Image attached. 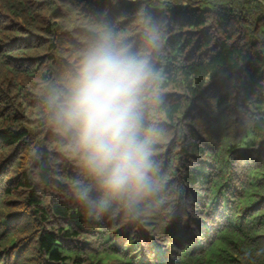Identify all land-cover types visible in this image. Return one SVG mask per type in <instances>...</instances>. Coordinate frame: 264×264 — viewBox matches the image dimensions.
I'll use <instances>...</instances> for the list:
<instances>
[{
    "label": "trees",
    "instance_id": "16d2710c",
    "mask_svg": "<svg viewBox=\"0 0 264 264\" xmlns=\"http://www.w3.org/2000/svg\"><path fill=\"white\" fill-rule=\"evenodd\" d=\"M102 26L161 102L157 194L104 214L45 104ZM263 27L261 0H0V264H264Z\"/></svg>",
    "mask_w": 264,
    "mask_h": 264
},
{
    "label": "clouds",
    "instance_id": "9594fccd",
    "mask_svg": "<svg viewBox=\"0 0 264 264\" xmlns=\"http://www.w3.org/2000/svg\"><path fill=\"white\" fill-rule=\"evenodd\" d=\"M145 25L146 43L154 48L159 31L150 20ZM154 84L150 58L102 26L46 99L50 124L97 194L90 211L132 210L157 194L154 142L161 129L152 115L161 102Z\"/></svg>",
    "mask_w": 264,
    "mask_h": 264
},
{
    "label": "rangeland",
    "instance_id": "374dc122",
    "mask_svg": "<svg viewBox=\"0 0 264 264\" xmlns=\"http://www.w3.org/2000/svg\"><path fill=\"white\" fill-rule=\"evenodd\" d=\"M132 1V0H131ZM262 2L264 1V0H261ZM264 4V3H263ZM264 28V27H263Z\"/></svg>",
    "mask_w": 264,
    "mask_h": 264
}]
</instances>
